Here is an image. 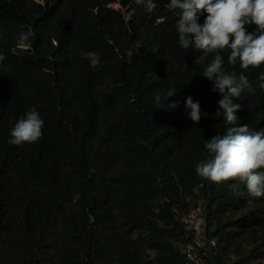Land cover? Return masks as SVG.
Listing matches in <instances>:
<instances>
[{
  "label": "trees",
  "instance_id": "16d2710c",
  "mask_svg": "<svg viewBox=\"0 0 264 264\" xmlns=\"http://www.w3.org/2000/svg\"><path fill=\"white\" fill-rule=\"evenodd\" d=\"M167 2L148 12L135 0H0V264H186L175 243L198 201L218 246L206 264H264V196L195 172L206 139L264 128V65L244 72L251 90L232 98L241 107L229 124L226 92L193 64L203 53L180 46ZM221 55L226 72L244 71ZM173 88L171 109L163 97ZM188 96L207 114L198 124ZM31 108L42 139L10 144Z\"/></svg>",
  "mask_w": 264,
  "mask_h": 264
},
{
  "label": "clouds",
  "instance_id": "9594fccd",
  "mask_svg": "<svg viewBox=\"0 0 264 264\" xmlns=\"http://www.w3.org/2000/svg\"><path fill=\"white\" fill-rule=\"evenodd\" d=\"M135 3L146 7L148 12L156 8L154 0H135ZM166 7L178 16L176 31L180 46L203 53L193 60V64L203 65L202 76L214 82L212 91L226 92L218 104L226 121L234 125L237 121L234 113L241 106L233 104L232 98H240L245 90H251L244 72L250 67L256 69L264 65V0H168ZM201 15H204L203 23L199 22ZM251 24L257 26L258 34L248 32L247 26ZM29 35L22 34L21 40H27ZM141 45L142 41L137 40L132 47L139 50ZM221 53L227 55L229 65L239 64L244 71L226 72ZM132 54V50H128L129 58ZM83 56L92 67L101 63L95 52H84ZM4 59L0 54V65ZM259 79L264 81V72ZM176 95L174 88L169 89L163 100L167 103L169 97ZM155 101L161 103L159 94ZM178 105L179 101L167 103L171 109ZM184 106L193 123L198 124L202 115H207L202 113L199 101H194L192 96L185 98ZM43 128L41 113L31 108L16 121L10 131L9 143L16 146L25 142L38 143L43 137ZM205 149L206 157L195 165L200 178L217 186L225 181H235L231 184L233 191L243 185L250 196H264V128L252 130L247 124L229 127L224 134L206 139ZM76 198H79L78 194Z\"/></svg>",
  "mask_w": 264,
  "mask_h": 264
},
{
  "label": "built area",
  "instance_id": "2783aa9c",
  "mask_svg": "<svg viewBox=\"0 0 264 264\" xmlns=\"http://www.w3.org/2000/svg\"><path fill=\"white\" fill-rule=\"evenodd\" d=\"M206 216L203 202L198 201L180 218L183 234L179 250L186 264H206L204 256L218 251L217 240L209 235Z\"/></svg>",
  "mask_w": 264,
  "mask_h": 264
},
{
  "label": "rangeland",
  "instance_id": "374dc122",
  "mask_svg": "<svg viewBox=\"0 0 264 264\" xmlns=\"http://www.w3.org/2000/svg\"><path fill=\"white\" fill-rule=\"evenodd\" d=\"M175 244L177 245L178 248H180V244H179V242H176Z\"/></svg>",
  "mask_w": 264,
  "mask_h": 264
}]
</instances>
